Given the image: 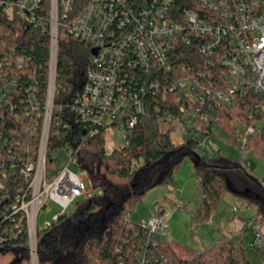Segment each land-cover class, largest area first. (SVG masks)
I'll return each instance as SVG.
<instances>
[{
    "label": "trees",
    "instance_id": "trees-1",
    "mask_svg": "<svg viewBox=\"0 0 264 264\" xmlns=\"http://www.w3.org/2000/svg\"><path fill=\"white\" fill-rule=\"evenodd\" d=\"M178 3L187 9L200 7V0H179ZM18 23L9 19L0 6V86L1 81L9 86L15 84L5 89L7 97L4 109L0 110V239H4L0 240V264H32L24 215L12 209L17 195L27 193L28 180L18 168L11 173L10 166L22 165L27 156L26 147H30L31 155L37 150L42 119L35 112L28 115L25 109L30 106L31 94L43 109L49 72L48 33L34 27L21 30ZM89 62V46L71 38L61 39L57 63L60 89L54 100L48 155L53 159L62 148H73L76 166L88 172L91 184L99 193L81 198L74 203L75 211L67 210L50 225L38 229V264H134L141 254L152 256L155 264H264V247H249L243 239L218 242L204 251L160 239L155 246L152 242L146 246L141 222L129 219L149 190L163 183L173 186L176 171L191 157L204 194L195 214L197 227L208 223L227 192L235 194L243 204L256 205V221L261 224L264 181L250 173L243 158L239 162L221 155L213 158L203 146L206 137L218 127L242 151L245 134L233 123L253 124V109L262 103L260 97L251 91L238 93L234 104L223 105L216 111L217 124L205 126L209 131L207 136L186 138L179 145L172 141L169 132H161L157 123L159 114L168 110L177 112L178 104L150 99L146 115L130 134L129 146L108 153L106 130L98 128L91 134V126L81 121L76 123L70 114ZM174 64L180 77L183 68L193 72L200 68L202 60L195 48L182 47L176 52ZM210 70L208 74L212 77L213 68ZM248 149L263 156L264 135L256 133L246 137L245 150ZM250 221L242 229L246 236L252 230L247 228ZM19 222L22 230L15 237L5 233V229H13ZM150 252L153 253L149 255ZM250 253L253 259L249 258Z\"/></svg>",
    "mask_w": 264,
    "mask_h": 264
},
{
    "label": "built area",
    "instance_id": "built-area-1",
    "mask_svg": "<svg viewBox=\"0 0 264 264\" xmlns=\"http://www.w3.org/2000/svg\"><path fill=\"white\" fill-rule=\"evenodd\" d=\"M178 2L0 0L6 15L19 22L21 30L39 28L48 33L50 40L46 101L41 110V103L31 94L30 106L25 109L28 115L35 112L42 119L38 147L33 155L30 147H26L22 165L10 166L11 173L18 168L28 180L27 193L17 195L12 209L24 215L32 264H38L37 220L47 202L53 201L62 210L56 221L72 204L92 196L84 183L89 179L88 172L76 166L73 148H62L53 159L48 155L54 100L60 89L57 63L62 38L90 47L85 81L70 106V114L76 123L91 126V134L98 128L106 132L120 128L123 146H129L130 134L146 115L150 99L160 98L163 103L178 104L177 112L168 110L159 114L157 123L161 132L171 133L175 127L183 142L186 138L207 136L205 126L219 121L216 111L223 105L234 104L238 93L251 91L262 103L253 109V124L245 126L237 122L236 127L245 134L242 151L246 148V137L264 135V0H200L198 10L182 8ZM182 47L195 48L202 64L193 72L183 68L178 77L174 63L176 52ZM210 68L212 77L208 74ZM1 84L0 110H3L5 89L15 84L9 86L3 81ZM10 109L16 111L14 106ZM60 162L64 165L55 169L53 166ZM245 165L250 167L249 162ZM3 176H7L6 171ZM141 227L144 245L152 242L155 246L165 235L167 219L156 206ZM247 228L255 231L248 246L264 247L261 224L251 220ZM21 230L19 222L13 229H5V233L15 237ZM154 262L152 256L141 254L134 264Z\"/></svg>",
    "mask_w": 264,
    "mask_h": 264
},
{
    "label": "rangeland",
    "instance_id": "rangeland-1",
    "mask_svg": "<svg viewBox=\"0 0 264 264\" xmlns=\"http://www.w3.org/2000/svg\"><path fill=\"white\" fill-rule=\"evenodd\" d=\"M233 125L236 127L237 122H234ZM121 135L120 128H111L106 132L105 147L108 153L123 147L124 142ZM174 137V142H180V137L178 138L177 135ZM230 142L231 136L225 130L214 127V133L206 138L205 152L213 158L221 155L237 162L243 158L246 163H250V173L255 178L264 181V154L260 157L249 149L242 152ZM63 165L64 162H60L53 167L59 169ZM72 169L77 173L80 172L78 168ZM174 178L175 184L173 186L165 183L159 184L146 193L143 201L135 207V211L131 216L133 221H148L151 217V210L157 206L167 219V228L165 235L161 236V240L164 243L176 242L196 251L207 250L216 241L227 240L229 237L233 241L240 239L249 241L254 238V230H251L250 238L246 239V235L242 233L240 228L245 226L248 220L256 221L258 213L256 205L243 204L239 197L227 192L212 213L208 223L197 227L195 214L204 194L200 187L199 176L195 170L194 159L191 157L186 158L176 171ZM84 183L89 195L99 193V189H95L88 178L84 180ZM75 209L74 204L68 208L69 212H73ZM61 211L56 203L48 201L38 215L37 224L39 229L45 228L54 222L55 217ZM261 232L264 236V219L261 221ZM249 258L253 259L251 253Z\"/></svg>",
    "mask_w": 264,
    "mask_h": 264
},
{
    "label": "crops",
    "instance_id": "crops-1",
    "mask_svg": "<svg viewBox=\"0 0 264 264\" xmlns=\"http://www.w3.org/2000/svg\"><path fill=\"white\" fill-rule=\"evenodd\" d=\"M175 135H177L178 136V138L180 137V142H174V136ZM170 136H171V138H172V141L175 143V144H177V145H179V144H182L183 143V139L181 138L182 137V135L180 134V131L177 129V128H173V130H172V132L170 133ZM246 222H248V221H246ZM244 228V226L242 227V228H240L241 230ZM250 234H251V231L249 232V234L246 236V239H248V238H250ZM242 236H243V234H242ZM228 239H231V237H229ZM227 239V240H228ZM233 240V239H232ZM223 241H226V240H222V241H216L215 243H218V242H223ZM215 243H213V245L215 244ZM212 245V246H213ZM212 246H210L209 248H211ZM208 248V249H209Z\"/></svg>",
    "mask_w": 264,
    "mask_h": 264
},
{
    "label": "water",
    "instance_id": "water-1",
    "mask_svg": "<svg viewBox=\"0 0 264 264\" xmlns=\"http://www.w3.org/2000/svg\"><path fill=\"white\" fill-rule=\"evenodd\" d=\"M93 53H95V51Z\"/></svg>",
    "mask_w": 264,
    "mask_h": 264
}]
</instances>
